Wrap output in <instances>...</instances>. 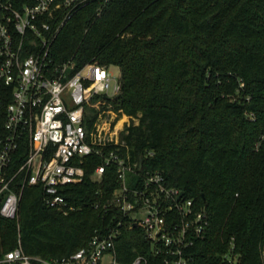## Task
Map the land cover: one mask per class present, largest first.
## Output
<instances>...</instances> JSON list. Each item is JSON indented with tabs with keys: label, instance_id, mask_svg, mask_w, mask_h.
Masks as SVG:
<instances>
[{
	"label": "trees",
	"instance_id": "trees-1",
	"mask_svg": "<svg viewBox=\"0 0 264 264\" xmlns=\"http://www.w3.org/2000/svg\"><path fill=\"white\" fill-rule=\"evenodd\" d=\"M57 14L55 62L118 67L114 109L138 119L121 134L132 158L207 212L205 235L185 251L188 264H223L231 247L240 264H262L264 0H87L67 18ZM102 162L84 157L83 179L61 190L67 209L48 206L41 185L26 186L18 220L0 216V258L18 235L26 253L54 259L114 227L119 182L115 164L93 180ZM116 247L125 263L143 254L147 264H171L168 254H153L139 226L126 223Z\"/></svg>",
	"mask_w": 264,
	"mask_h": 264
},
{
	"label": "built area",
	"instance_id": "built-area-1",
	"mask_svg": "<svg viewBox=\"0 0 264 264\" xmlns=\"http://www.w3.org/2000/svg\"><path fill=\"white\" fill-rule=\"evenodd\" d=\"M86 1L34 0L17 8L11 0H0V216L18 220L24 188L31 185L42 186L48 206L67 209L61 190L83 179L84 157L95 154L103 162L96 166L93 180L100 181L108 165L116 166L119 186L111 200L122 219L62 258L26 253L18 235L17 246L0 262L147 264L143 254L130 263L118 259L116 244L127 223L143 230L153 254H168L170 259L165 260L171 264H188L191 258L185 251L205 235L207 212L197 208L180 188L168 185L161 170L144 168L142 159L132 158L124 138L100 128L104 110L98 106L120 94V70L115 74L114 66L94 62L78 66L72 58L56 63L51 54L59 30L52 20L61 11L67 18ZM222 261L240 264L239 254L231 247Z\"/></svg>",
	"mask_w": 264,
	"mask_h": 264
},
{
	"label": "rangeland",
	"instance_id": "rangeland-1",
	"mask_svg": "<svg viewBox=\"0 0 264 264\" xmlns=\"http://www.w3.org/2000/svg\"><path fill=\"white\" fill-rule=\"evenodd\" d=\"M112 71L115 74H118L119 68L114 66L112 67ZM114 101L110 103L102 102L98 106L99 108L104 110V113L100 118L99 124L100 128H103L104 131L108 133L115 132V138H121V134L126 129L128 124H131L132 122L137 123L138 119H133L125 113H122L121 116L118 115V113L113 109V106L115 104ZM107 110H110V113L107 112Z\"/></svg>",
	"mask_w": 264,
	"mask_h": 264
},
{
	"label": "water",
	"instance_id": "water-1",
	"mask_svg": "<svg viewBox=\"0 0 264 264\" xmlns=\"http://www.w3.org/2000/svg\"><path fill=\"white\" fill-rule=\"evenodd\" d=\"M183 193V192H182Z\"/></svg>",
	"mask_w": 264,
	"mask_h": 264
}]
</instances>
